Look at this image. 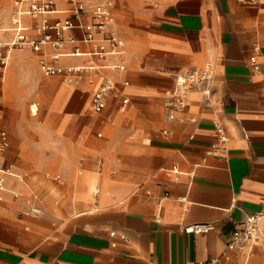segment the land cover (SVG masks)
Masks as SVG:
<instances>
[{
	"label": "crops",
	"instance_id": "0c3cea01",
	"mask_svg": "<svg viewBox=\"0 0 264 264\" xmlns=\"http://www.w3.org/2000/svg\"><path fill=\"white\" fill-rule=\"evenodd\" d=\"M57 6L63 11L54 18L70 16L69 3ZM112 11L127 55L126 70L110 73L129 98L126 107L110 97L93 112L88 81L44 75L39 53L26 47L17 48L0 80L35 91L30 114L41 123L39 134L9 125V154L21 157L0 158V169L13 172L0 171V264H200L217 257L264 264V245L227 249L230 232L264 212V0H117ZM65 36L79 39L82 31ZM89 61L100 63L87 55L58 63ZM208 61L213 96L191 92L186 120H167L164 103L177 75ZM5 110L0 102V117ZM217 121L229 141L213 155L207 150ZM32 155L44 161L30 168ZM34 206L42 208L38 217L25 213ZM194 223L214 229L186 233Z\"/></svg>",
	"mask_w": 264,
	"mask_h": 264
},
{
	"label": "built area",
	"instance_id": "2783aa9c",
	"mask_svg": "<svg viewBox=\"0 0 264 264\" xmlns=\"http://www.w3.org/2000/svg\"><path fill=\"white\" fill-rule=\"evenodd\" d=\"M64 1L71 5L68 9L70 16L60 19L53 17L63 11L57 6L58 0H12L8 29L12 38L7 44L0 45V68L5 67L13 49L30 48L39 53L38 65L44 75H57L65 82L74 85L88 81L92 86L91 110L93 112L103 111L110 97L119 99L122 108L126 107L129 98L121 93L118 82L110 73L126 70V44L117 29L112 11L117 0ZM25 17L30 19V23L25 22ZM85 17L89 20L84 21ZM73 29L82 31L79 39L65 36L67 31ZM78 43L87 45L89 49L82 50ZM67 44L73 45V49L69 52L64 51ZM255 50L258 53V46H255ZM64 55H87L97 58L100 63L89 61L83 65H61L58 61ZM250 61L257 68L256 54L250 57ZM213 81L214 64L211 61L202 68H193L178 74L175 86L167 92L164 103L166 119L184 122L190 93L198 91L205 99H210L213 96ZM122 84L128 85V81H123ZM215 130L217 140L207 153L219 155L226 151L229 135L225 126L219 121L215 122ZM8 146V133L0 127V156ZM0 171L4 175L13 174L10 167L1 168ZM173 171L179 172L177 167H174ZM3 183L4 177H0V188L3 187ZM179 200L183 201L184 198L180 197ZM25 213L38 217L42 214V208L34 206L27 209ZM263 218V211L247 215L244 221L230 232L227 249L246 250L254 245H264ZM213 229L214 225L210 223H194L184 227L186 233L195 235L209 233ZM121 238L126 239V236L122 234ZM221 260V257H217L200 264H221Z\"/></svg>",
	"mask_w": 264,
	"mask_h": 264
},
{
	"label": "rangeland",
	"instance_id": "374dc122",
	"mask_svg": "<svg viewBox=\"0 0 264 264\" xmlns=\"http://www.w3.org/2000/svg\"><path fill=\"white\" fill-rule=\"evenodd\" d=\"M11 0H4L3 2H0V42L10 41V33L8 31H3V25L5 27H9V4ZM3 50V49H1ZM19 49L15 48L11 51L9 54V57L7 59V62L5 64L6 67L2 66L0 68V80H2L3 77H5V74L8 72L9 66L12 62V59L14 57V52ZM57 79H60L59 77H56ZM7 87L0 86V102L5 107V115L3 117H0V127H5L6 131L10 134V126L11 124H15V127H19V125H24L25 127H30V131H34L37 134H39L37 128L41 123L38 121V116L31 117L30 114V105L37 102L36 94L34 90H28V88H23L19 90L17 88V85H6ZM24 103L26 105H24ZM40 109V108H39ZM40 114V110H39ZM10 115L13 118V121H6V117ZM4 129V128H3ZM11 146V145H10ZM10 147L5 150L3 155H5L6 162H10L18 157H21V155L16 154H9ZM2 155V156H3ZM24 155H22L23 157ZM27 156V155H26ZM34 156V159H29L30 161V168L36 167L38 162L44 161V157L42 155H32ZM50 156V155H47ZM25 157V156H24ZM1 158V156H0ZM6 168V166L4 167ZM31 170V169H30ZM46 172H50L51 174H58V171L54 170H46Z\"/></svg>",
	"mask_w": 264,
	"mask_h": 264
},
{
	"label": "bare ground",
	"instance_id": "6f19581e",
	"mask_svg": "<svg viewBox=\"0 0 264 264\" xmlns=\"http://www.w3.org/2000/svg\"><path fill=\"white\" fill-rule=\"evenodd\" d=\"M8 29H9V27H5L4 25H3V31H8ZM9 41H5V42H0V45H5V44H7ZM31 112L34 114V113H36L37 112V108L33 105L32 106V108H31Z\"/></svg>",
	"mask_w": 264,
	"mask_h": 264
}]
</instances>
